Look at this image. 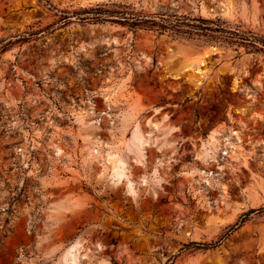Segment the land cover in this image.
Returning <instances> with one entry per match:
<instances>
[{"label":"rangeland","instance_id":"rangeland-1","mask_svg":"<svg viewBox=\"0 0 264 264\" xmlns=\"http://www.w3.org/2000/svg\"><path fill=\"white\" fill-rule=\"evenodd\" d=\"M243 32L264 0H0V264H264V212L229 232L264 207Z\"/></svg>","mask_w":264,"mask_h":264},{"label":"trees","instance_id":"trees-1","mask_svg":"<svg viewBox=\"0 0 264 264\" xmlns=\"http://www.w3.org/2000/svg\"><path fill=\"white\" fill-rule=\"evenodd\" d=\"M43 1V0H40ZM109 14V16H113V13H109V12H97L94 13L92 17H89L91 20H100L104 15ZM186 20V18H185ZM51 28V26L49 27ZM48 28V29H49ZM234 34L236 37H238V39L242 42H248L250 45L254 46L259 43L263 46L264 48V41L258 40L257 38H254L252 36H248L246 33H232ZM33 36V34L29 35V38H31ZM28 38L24 37V40H27ZM264 212V207L263 208H259V209H253L250 210L249 212L243 214L241 216V218L239 219V221L230 229L229 232L236 230L237 228H240L249 218L252 214L255 213H262ZM228 235V234H226ZM226 235L221 236L216 242H211V243H200V242H191L189 244H186L184 246L183 249H190V248H194V249H214L216 247H218L221 242L225 239Z\"/></svg>","mask_w":264,"mask_h":264},{"label":"bare ground","instance_id":"bare-ground-1","mask_svg":"<svg viewBox=\"0 0 264 264\" xmlns=\"http://www.w3.org/2000/svg\"><path fill=\"white\" fill-rule=\"evenodd\" d=\"M204 63L205 62H201L202 66H203ZM201 71H202L201 69L198 70V72H201ZM154 125L156 126V124H154ZM235 135L238 137L237 139L239 141H241V138L238 136L239 135L238 132H235ZM138 136H139V132L135 131L134 138L137 139ZM213 138H214V136H213ZM205 150H206L205 151L206 155L210 154L211 150L208 147ZM57 152H58V155L61 154V150H58ZM115 164H116V166H114L112 174H113L114 177H118L119 179H121V177L123 175V167H124L123 160L121 158H118L116 160ZM82 243L84 245V242H82ZM82 243H81V241L80 242L79 241L75 242V244H73V246L70 247L67 250V252L64 254L60 264H78V262L81 259H86L87 258V254L86 253H88V252H86V253L82 252V248L85 246V245L83 246Z\"/></svg>","mask_w":264,"mask_h":264},{"label":"water","instance_id":"water-1","mask_svg":"<svg viewBox=\"0 0 264 264\" xmlns=\"http://www.w3.org/2000/svg\"><path fill=\"white\" fill-rule=\"evenodd\" d=\"M218 10L222 11V10H223V8H222L221 6H219V7H218Z\"/></svg>","mask_w":264,"mask_h":264}]
</instances>
